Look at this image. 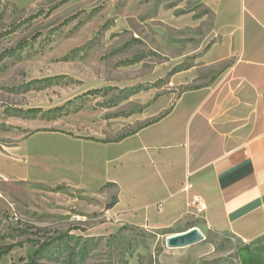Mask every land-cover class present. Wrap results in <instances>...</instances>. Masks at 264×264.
Wrapping results in <instances>:
<instances>
[{"label":"crops","instance_id":"0c3cea01","mask_svg":"<svg viewBox=\"0 0 264 264\" xmlns=\"http://www.w3.org/2000/svg\"><path fill=\"white\" fill-rule=\"evenodd\" d=\"M193 1L205 12L169 9L161 16L157 10L145 22V37L156 36L161 52L177 44L176 64L186 56L181 43L200 44L192 66L128 99L141 113L121 115L119 106L88 104L75 114L98 112L105 126L70 120V128L39 130L0 150L11 154L31 136L51 132L65 152L51 155L50 148V167L65 163L78 178L48 184L32 180L28 166L11 164L0 168V181L66 186L75 199L51 212L65 205L99 214L109 205L119 227L169 230L186 224L179 231L196 227L236 242L233 256L227 251L221 260L214 251L186 250L164 252L160 264H264V0ZM16 156L26 161V154ZM196 195L206 203L199 214L190 203Z\"/></svg>","mask_w":264,"mask_h":264},{"label":"rangeland","instance_id":"374dc122","mask_svg":"<svg viewBox=\"0 0 264 264\" xmlns=\"http://www.w3.org/2000/svg\"><path fill=\"white\" fill-rule=\"evenodd\" d=\"M169 9L204 11L193 0H0V150L39 130L70 128L71 121L103 123L95 111L75 114L88 104L119 106L121 115L141 113L128 99L166 85L176 71L192 66L200 44L197 39L181 43L186 56L176 64L177 44L163 53L156 36L146 39V20ZM57 143L53 133H37L23 149L2 151L0 168L28 166L32 180L48 184L74 181L77 170L48 163L50 148L51 155L65 150ZM19 154H26L25 162L14 158ZM66 190L0 181V264H160L164 252L186 250L214 251L216 260L227 251L233 256L234 240L204 230V238L191 246L168 247L166 238L186 224L169 230L119 227L109 205L99 214L65 205L49 211L75 199Z\"/></svg>","mask_w":264,"mask_h":264},{"label":"water","instance_id":"95a60500","mask_svg":"<svg viewBox=\"0 0 264 264\" xmlns=\"http://www.w3.org/2000/svg\"><path fill=\"white\" fill-rule=\"evenodd\" d=\"M204 238L198 228L192 227L184 232L169 235L166 238L168 247H186L201 241Z\"/></svg>","mask_w":264,"mask_h":264},{"label":"built area","instance_id":"2783aa9c","mask_svg":"<svg viewBox=\"0 0 264 264\" xmlns=\"http://www.w3.org/2000/svg\"><path fill=\"white\" fill-rule=\"evenodd\" d=\"M190 203L192 206L195 207L196 213L198 214L206 209V203L204 199L200 196H193Z\"/></svg>","mask_w":264,"mask_h":264},{"label":"trees","instance_id":"16d2710c","mask_svg":"<svg viewBox=\"0 0 264 264\" xmlns=\"http://www.w3.org/2000/svg\"><path fill=\"white\" fill-rule=\"evenodd\" d=\"M4 253V251L2 250V247H0V257L1 255Z\"/></svg>","mask_w":264,"mask_h":264},{"label":"bare ground","instance_id":"6f19581e","mask_svg":"<svg viewBox=\"0 0 264 264\" xmlns=\"http://www.w3.org/2000/svg\"><path fill=\"white\" fill-rule=\"evenodd\" d=\"M203 235V234H202Z\"/></svg>","mask_w":264,"mask_h":264}]
</instances>
